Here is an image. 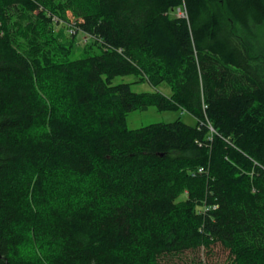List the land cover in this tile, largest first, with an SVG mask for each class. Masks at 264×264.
<instances>
[{
	"label": "trees",
	"instance_id": "trees-1",
	"mask_svg": "<svg viewBox=\"0 0 264 264\" xmlns=\"http://www.w3.org/2000/svg\"><path fill=\"white\" fill-rule=\"evenodd\" d=\"M151 106L197 123L128 127ZM215 244L264 264V0H0V264Z\"/></svg>",
	"mask_w": 264,
	"mask_h": 264
},
{
	"label": "rangeland",
	"instance_id": "rangeland-1",
	"mask_svg": "<svg viewBox=\"0 0 264 264\" xmlns=\"http://www.w3.org/2000/svg\"><path fill=\"white\" fill-rule=\"evenodd\" d=\"M71 18L72 15L70 16ZM74 30V28H73ZM73 33V32H72ZM78 44L76 46L75 56H81L84 53V43L89 39V34L79 33ZM141 77L135 74L116 76L113 80L115 84L131 83L132 89L137 92L153 91L155 88L149 81L136 82ZM159 89L165 94L171 93V87L167 83L159 86ZM181 119L190 125H196L197 119L194 115L185 110H160L156 106H151L145 111H133L127 116V125L131 129H137L151 123L173 122ZM228 250L221 244H215L211 248H201L196 251H186L182 254L175 255L169 259L163 260L161 264H227L230 260Z\"/></svg>",
	"mask_w": 264,
	"mask_h": 264
},
{
	"label": "built area",
	"instance_id": "built-area-1",
	"mask_svg": "<svg viewBox=\"0 0 264 264\" xmlns=\"http://www.w3.org/2000/svg\"><path fill=\"white\" fill-rule=\"evenodd\" d=\"M180 16H185L186 15V12L179 9L178 12H177Z\"/></svg>",
	"mask_w": 264,
	"mask_h": 264
}]
</instances>
